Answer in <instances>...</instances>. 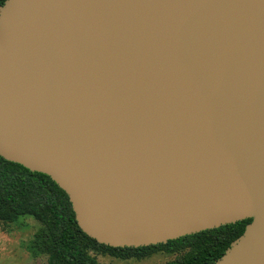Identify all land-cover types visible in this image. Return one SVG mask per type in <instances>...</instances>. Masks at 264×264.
Masks as SVG:
<instances>
[{
  "label": "water",
  "instance_id": "95a60500",
  "mask_svg": "<svg viewBox=\"0 0 264 264\" xmlns=\"http://www.w3.org/2000/svg\"><path fill=\"white\" fill-rule=\"evenodd\" d=\"M0 156L114 248L251 219L264 264V0H5Z\"/></svg>",
  "mask_w": 264,
  "mask_h": 264
},
{
  "label": "trees",
  "instance_id": "16d2710c",
  "mask_svg": "<svg viewBox=\"0 0 264 264\" xmlns=\"http://www.w3.org/2000/svg\"><path fill=\"white\" fill-rule=\"evenodd\" d=\"M5 0H0V6ZM31 217L39 226L29 251L47 264H100L93 253L118 260L176 254L166 264H213L239 238L251 219L188 235L166 244L114 248L100 244L78 226L68 195L46 174L0 156V224Z\"/></svg>",
  "mask_w": 264,
  "mask_h": 264
},
{
  "label": "rangeland",
  "instance_id": "374dc122",
  "mask_svg": "<svg viewBox=\"0 0 264 264\" xmlns=\"http://www.w3.org/2000/svg\"><path fill=\"white\" fill-rule=\"evenodd\" d=\"M39 224L31 217H25L10 225L0 224V264H47L46 256L34 257L30 244ZM100 264H166L176 254H154L145 259L118 260L93 253Z\"/></svg>",
  "mask_w": 264,
  "mask_h": 264
}]
</instances>
